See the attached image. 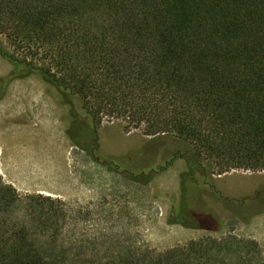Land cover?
<instances>
[{
  "label": "trees",
  "instance_id": "trees-1",
  "mask_svg": "<svg viewBox=\"0 0 264 264\" xmlns=\"http://www.w3.org/2000/svg\"><path fill=\"white\" fill-rule=\"evenodd\" d=\"M0 56L13 68L0 100L14 81L41 77L63 105L78 103L91 118L87 153L100 148L103 122L116 120L158 138L147 147L179 145L172 163L184 159L191 172L264 171V0H0ZM78 124L67 131L76 146L86 136ZM140 153L110 162L147 186L156 176L136 180L138 168L131 170ZM259 198L241 199L240 213L260 208ZM57 205L65 206L50 196L22 199L0 174V264H94L42 251L41 237L62 241L67 212ZM177 215L170 225L189 219ZM259 247L207 238L162 252L129 250L105 264H264Z\"/></svg>",
  "mask_w": 264,
  "mask_h": 264
},
{
  "label": "rangeland",
  "instance_id": "rangeland-1",
  "mask_svg": "<svg viewBox=\"0 0 264 264\" xmlns=\"http://www.w3.org/2000/svg\"><path fill=\"white\" fill-rule=\"evenodd\" d=\"M3 40V39H2ZM2 46L13 49L3 40ZM13 68L0 56L1 80ZM77 121V123H75ZM82 124L86 136L76 146L67 131ZM72 126V127H73ZM119 121L105 120L99 130L101 161L110 162L140 151L152 140L139 130H125ZM75 129H78L76 127ZM93 131L91 118L75 103L63 105L59 93L41 77L33 75L11 83L0 100V168L4 181L12 185L22 199L27 196H50L65 205L57 246L41 237L38 242L46 254L87 256L94 264H105L111 256L129 250L167 251L191 241L207 238L221 240L229 236L255 240L264 259V204L252 209L249 223L235 222L221 231L195 226L191 219L169 224L178 213V174L182 162L153 183L143 186L103 164H95L81 146H88ZM152 144L149 148H157ZM45 148L35 153L33 148ZM153 162H139L138 168ZM217 188L239 198L260 192L264 201V171H229L216 173ZM260 213V214H259Z\"/></svg>",
  "mask_w": 264,
  "mask_h": 264
},
{
  "label": "flooded vegetation",
  "instance_id": "flooded-vegetation-1",
  "mask_svg": "<svg viewBox=\"0 0 264 264\" xmlns=\"http://www.w3.org/2000/svg\"><path fill=\"white\" fill-rule=\"evenodd\" d=\"M156 144V149L145 146L140 150L141 153L139 155L136 154L139 157H136L135 155L131 170L133 168H138L139 162L142 161L153 163L147 173L143 171V166L138 168L139 170H136L137 172L134 178L137 180V178L140 177L143 180L145 177L149 182L151 181L150 178L152 176H156V179L169 169L175 167L177 163L182 162L184 170H181L178 174L179 212H184L188 218L193 221L195 226L216 232L221 231L226 225L240 222L241 218H247L250 215L251 209H245L242 213L239 211V201L246 197L239 198L234 195L231 197L230 195L232 194H228L226 191H220L217 188L216 182L213 181V179L216 178V175H210L205 168L191 172L189 171L187 161L184 159H178L172 163L174 156L173 152L179 147V145H176L171 141H158ZM88 154L95 164H103V166L108 169L116 167L114 162L103 163L101 161L102 156L100 148L97 150L92 146ZM120 165L128 166L124 163H120ZM164 168H166L165 171L163 170ZM115 171L123 176L127 173L126 171L119 169ZM259 193L260 192L254 194L253 197L261 194ZM261 204H264V201ZM177 219V213H173L170 216L169 221L176 223Z\"/></svg>",
  "mask_w": 264,
  "mask_h": 264
},
{
  "label": "crops",
  "instance_id": "crops-1",
  "mask_svg": "<svg viewBox=\"0 0 264 264\" xmlns=\"http://www.w3.org/2000/svg\"><path fill=\"white\" fill-rule=\"evenodd\" d=\"M35 153H37V154H40L42 151H44L45 152V148H43V150H42V148H39V147H36V148H33L32 149ZM46 153V152H45ZM0 156H2V151H0ZM0 174L2 175V169L0 168ZM3 177V176H2Z\"/></svg>",
  "mask_w": 264,
  "mask_h": 264
},
{
  "label": "water",
  "instance_id": "water-1",
  "mask_svg": "<svg viewBox=\"0 0 264 264\" xmlns=\"http://www.w3.org/2000/svg\"><path fill=\"white\" fill-rule=\"evenodd\" d=\"M156 140H158V138H152V140L150 141V142H154V141H156ZM149 142V143H150ZM148 143V144H149ZM260 214V213H259ZM255 215H257V213L256 214H253L252 216H250V219L246 222V223H249L250 221H251V219L255 216Z\"/></svg>",
  "mask_w": 264,
  "mask_h": 264
}]
</instances>
